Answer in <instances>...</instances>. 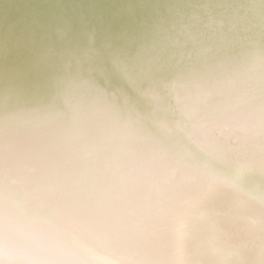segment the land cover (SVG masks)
<instances>
[{"label":"clouds","instance_id":"1","mask_svg":"<svg viewBox=\"0 0 264 264\" xmlns=\"http://www.w3.org/2000/svg\"><path fill=\"white\" fill-rule=\"evenodd\" d=\"M0 264H264V0L0 25Z\"/></svg>","mask_w":264,"mask_h":264},{"label":"water","instance_id":"2","mask_svg":"<svg viewBox=\"0 0 264 264\" xmlns=\"http://www.w3.org/2000/svg\"><path fill=\"white\" fill-rule=\"evenodd\" d=\"M2 2V0H0ZM37 0H12V9L6 15L0 11V25L10 22L11 20H26L31 17L32 8L36 5Z\"/></svg>","mask_w":264,"mask_h":264}]
</instances>
